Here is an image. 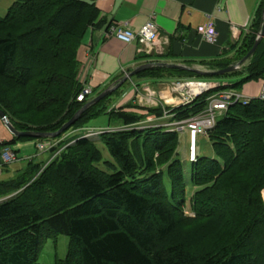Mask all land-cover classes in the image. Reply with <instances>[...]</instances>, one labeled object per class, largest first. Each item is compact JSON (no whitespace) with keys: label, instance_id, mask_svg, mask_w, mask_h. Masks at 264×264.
I'll use <instances>...</instances> for the list:
<instances>
[{"label":"trees","instance_id":"1","mask_svg":"<svg viewBox=\"0 0 264 264\" xmlns=\"http://www.w3.org/2000/svg\"><path fill=\"white\" fill-rule=\"evenodd\" d=\"M263 11L264 4L234 59L201 65L218 71L242 60L262 30ZM99 19L89 0H14L0 16V110L17 131L55 133L88 102L77 101L84 89L78 53L88 31L104 25ZM136 77L218 81L192 103L165 108L175 120L189 119L214 94L264 79V38L233 73L153 67ZM234 77L239 80L224 83ZM122 87L51 140L102 115L118 129L63 138L50 150L51 160H30L0 180V264H40L46 241L59 235L70 246L57 264H264V100L233 103L217 120L207 136L215 157L191 161L195 191L189 198L177 158L179 134L145 125L147 116L162 117L164 108H147V115L127 111L132 105L116 108L110 102ZM45 140L14 136L1 148ZM97 140L113 159L104 162L108 171L99 167ZM8 168L3 164L2 173Z\"/></svg>","mask_w":264,"mask_h":264},{"label":"crops","instance_id":"2","mask_svg":"<svg viewBox=\"0 0 264 264\" xmlns=\"http://www.w3.org/2000/svg\"><path fill=\"white\" fill-rule=\"evenodd\" d=\"M89 2L96 5L100 11L99 20L104 21L102 27L88 31L78 53L81 64L80 80L84 86L93 89L91 99L143 64H179L208 71L201 62L220 58L234 59L238 48L252 32V26L264 4V0H89ZM152 16L160 32L159 40L152 46H145L139 42L125 44L107 35L109 27L122 24H127L133 31H139ZM208 25L217 29L218 37L214 43L205 41L200 34L201 29ZM133 78L130 81L131 92L116 104V108L132 105L134 108L126 110L143 115L148 114L145 110L147 108L181 106L183 94L186 93L176 89L175 85L178 82H199L172 79L145 80L137 77V81H133ZM228 81L230 80H225L224 83L227 84ZM204 83H209L213 87L220 84L218 81ZM263 87L264 79L246 83L237 91L246 97L256 99L259 98ZM153 117L149 115L146 120L155 121ZM74 133L76 132L71 131L66 137L69 138ZM13 138L14 135L0 119V153L2 143ZM196 142V138L191 139L190 136V147H194ZM22 143L13 145L12 150L18 153L23 151L24 159L28 161L42 157L38 156L30 145ZM30 143L37 149L40 144L57 142L50 139ZM196 148L197 146L195 151ZM41 152L46 153L50 150ZM18 153L15 154L16 161ZM3 164L0 157L1 172ZM9 169L10 167L8 171Z\"/></svg>","mask_w":264,"mask_h":264},{"label":"built area","instance_id":"3","mask_svg":"<svg viewBox=\"0 0 264 264\" xmlns=\"http://www.w3.org/2000/svg\"><path fill=\"white\" fill-rule=\"evenodd\" d=\"M154 16L151 17V20H149L139 31H133L127 24L112 26L107 31L108 36H113L117 38L119 41L125 43V44H133L135 42H139L142 45L145 46H152L155 44L159 38H160V32L158 30V27L156 23L153 20ZM200 34L202 38L209 42L214 43L217 40L218 32L217 29L212 26H204ZM193 85H199L201 87V91H198L194 93V91L191 90V86ZM176 89H179V91L185 92L186 94H183V104L187 105L192 103L196 98H198L200 95H202L204 92L210 90L213 88L210 84H206L203 82H186V83H180L178 82L176 85ZM93 93V89L89 86H84V89L81 91V93L77 97L78 102H84L86 99ZM260 99L264 100V87L261 91V94L259 96ZM252 98L244 96L242 93L238 92L237 90L229 89L222 92H219L217 94H214L208 99V106L207 108L199 115L184 119V120H175L173 119L174 116L172 114H169L166 112L164 108V114L162 117H158L159 120H164L162 123V126L174 131L176 133L185 134L189 133L192 138H196L197 136H208V133L215 128L217 124V116L222 115L228 107L233 103L241 102L243 104H247L250 102ZM104 130H96V131H89L87 133H84L85 136L93 137L101 134ZM56 146V144H40L38 146V149L40 151H49L53 149ZM195 147H192V149L195 152ZM1 159L4 164H12L16 161V155L11 147H5L1 152ZM0 170V175H1Z\"/></svg>","mask_w":264,"mask_h":264},{"label":"rangeland","instance_id":"4","mask_svg":"<svg viewBox=\"0 0 264 264\" xmlns=\"http://www.w3.org/2000/svg\"><path fill=\"white\" fill-rule=\"evenodd\" d=\"M14 0H0V16H5L8 12V9L10 8V6L13 4ZM239 80V77H234V78H230L231 82H237ZM131 81V80H130ZM128 82L127 84H124V86L122 87V90L118 97H113L111 100V105H113L114 107L116 106V104H119L122 98H125L129 92H131V82ZM133 81H137L136 77L133 78ZM213 86V85H212ZM87 99H91L87 98ZM88 100V101H89ZM169 114H171V112L167 111ZM155 121H147L145 125H160L162 126V123L164 122V120H159L158 117H153ZM221 118V115L217 116V120H219ZM160 121V122H159ZM119 127H116V123L115 121L110 122L109 121V116L108 115H102L99 116L93 120H91L85 128L80 129V130H76L74 132V135L70 136L71 137H75L76 135H80L81 133H87L89 131H96L98 130H105V131H110V130H116ZM64 139H67L68 137L64 136ZM63 138L59 141H55L57 142L56 144L59 145V143L61 141H63ZM196 151H197V155L198 156H207V157H215V151L214 148L212 146L211 141L206 137V136H197L196 139ZM31 141L28 142H23V145H30L31 148L37 152L38 156H42V157H37L34 162L35 163H41V161L45 162L47 161L49 158L50 160L55 157V155H53L51 152H44L42 153L38 147L37 149L35 148L33 143H30ZM96 144L98 146V148L100 149V151L102 152V156H103V161L102 163L99 165V167L105 171H108L107 165L104 162H108V161H113L106 145L104 143H102L101 141H96ZM57 146V145H56ZM35 148V149H34ZM190 135L189 133H185V134H180L179 135V145H178V149H177V158H179L184 166V173H185V178H186V182H187V191H188V196L189 198L192 196L193 192L195 191L194 186L192 185V183L190 182V167H191V161H193V154L190 157ZM24 153L23 151L18 153V161L12 163L9 165L10 169L9 171H6L5 173H3L0 176V180L3 179H8L11 178V176H15L16 172L18 170L23 169L27 163L29 162L27 159H24V155L22 154ZM69 246H70V240L67 236L65 235H59L57 238H52V239H48L39 255L38 258V262L40 264H57L58 261L60 260H64L67 255H68V251H69Z\"/></svg>","mask_w":264,"mask_h":264},{"label":"water","instance_id":"5","mask_svg":"<svg viewBox=\"0 0 264 264\" xmlns=\"http://www.w3.org/2000/svg\"><path fill=\"white\" fill-rule=\"evenodd\" d=\"M263 21H264V13H263ZM264 37V23L262 30L257 37L254 46L250 50V52L237 64L234 66H231L229 68L218 70V71H204L199 70L195 68H190L187 66L179 65V64H167V63H147L139 66L136 68L133 72L128 74L127 76H124L122 79L117 80L112 85L108 86L105 90H103L101 93H99L97 96H95L93 99L89 100L81 110H79L72 118L69 120L66 124H64L57 132L55 133H35V132H19L17 131L14 126L11 124L9 118L7 115L0 110V119L3 121V123L6 125V127L9 129V131L15 136V137H28V138H34V139H55L60 137L63 133L68 131L81 117V115L91 106L96 105L100 101L104 100L106 97L112 95L115 91L120 89L124 84H126L128 81H130L133 77L140 74L141 72L147 71L149 69H152L153 67H164L169 69H177V70H184V71H192L196 74L202 75V76H221L229 73H233L236 71L241 70L243 64H245L257 51L258 46L260 45L262 39ZM208 84V83H207Z\"/></svg>","mask_w":264,"mask_h":264},{"label":"bare ground","instance_id":"6","mask_svg":"<svg viewBox=\"0 0 264 264\" xmlns=\"http://www.w3.org/2000/svg\"><path fill=\"white\" fill-rule=\"evenodd\" d=\"M191 90L194 91V93L201 91V87L199 85H193L191 86Z\"/></svg>","mask_w":264,"mask_h":264}]
</instances>
